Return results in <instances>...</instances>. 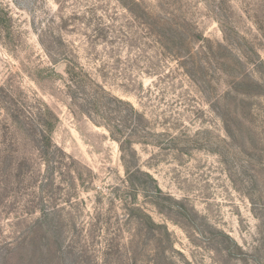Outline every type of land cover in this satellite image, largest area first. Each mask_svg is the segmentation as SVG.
Segmentation results:
<instances>
[{
  "label": "rangeland",
  "instance_id": "1",
  "mask_svg": "<svg viewBox=\"0 0 264 264\" xmlns=\"http://www.w3.org/2000/svg\"><path fill=\"white\" fill-rule=\"evenodd\" d=\"M67 1L72 5L103 1L110 10L108 14L116 16L119 26H123L112 50L103 52V48H98L103 59L87 55L76 34L66 38L79 48L81 63L95 80L146 115L151 126L150 130L146 127L143 140L154 145H136L140 166L153 175L166 195L180 200L186 210L183 215H166L140 196L138 204L156 223L167 226L170 240L144 231L132 237L136 233L135 222L124 216L115 192L125 189L118 143L106 128L70 108L62 79L40 82L34 76L46 67L65 76L64 66L51 64L38 38L48 27L57 32L56 0H0V6L12 17L11 37L0 33V88H11L22 103L46 104L59 119L53 143L92 172L91 181L75 190L67 173L49 175L45 181L44 166L39 164V157H34L39 169L37 186L32 181L16 191H11V186L8 192L0 191V258L4 255L12 260L10 244L19 232L20 240L27 237L31 228L24 220L39 216V209L56 207L64 219L75 218L76 226L70 223L62 233L61 260L56 258L45 264H70L68 246L87 247L88 257L83 263L103 264L102 252L109 240L121 243L120 264H247L230 259L221 251L224 247L211 242L212 234L221 232L251 254L248 264H264V114L256 116L254 126L241 127L242 135L231 140L214 107L215 96L226 89L220 70L229 76L241 71L237 64L233 65L234 57L221 51L217 56L227 64L217 65L212 58V65L203 63L191 75L185 61L153 45L147 31L125 26V11L115 0ZM230 1L237 30L249 43L243 45V50L253 47L264 59V0ZM175 2L215 47L224 42V34L212 13L213 2ZM134 38L138 40L133 42ZM1 108L0 147L13 152L6 128L3 134L7 116ZM111 110V117L119 119L115 108ZM23 142L15 148H19L20 155L29 156V144L25 139ZM31 239L48 250L53 248L45 233H31ZM156 243L169 250L170 259L156 258ZM18 258L17 253L15 259ZM45 258L46 255L42 260Z\"/></svg>",
  "mask_w": 264,
  "mask_h": 264
},
{
  "label": "trees",
  "instance_id": "2",
  "mask_svg": "<svg viewBox=\"0 0 264 264\" xmlns=\"http://www.w3.org/2000/svg\"><path fill=\"white\" fill-rule=\"evenodd\" d=\"M115 1L125 11L127 17L125 26L147 31L153 45L162 51L165 50V53H171L174 58L183 59L191 75L192 71L203 63L212 65V58L217 65L227 64L228 61L217 56L221 51L232 55L233 65L237 64L241 71L239 72V68V74L229 76L225 70H220L222 78L225 76L226 79L224 83L226 89L217 93L214 107L227 137L231 140L242 135L241 127L249 125L250 128L255 125L256 116L264 114V59L253 47H249L250 53H253L256 59L252 58L249 48L243 50V45L248 46L249 43L237 30L234 21L236 13L230 0H206L213 2L212 13L224 34V42L216 44V47L199 31L187 12L177 6L175 0H153V3L148 0ZM56 2L59 7L57 32L48 27L38 38L51 64L64 66L65 76L58 74L52 67L38 68V75L34 76L40 82L62 79L70 108L97 126L106 128L110 137L118 143L125 173V189H117L115 192L118 193L117 199L124 216L135 222L136 233L132 237L135 238L144 231L154 236L164 235L170 240L167 226L156 223L137 202L138 197L142 196L156 210L166 215L173 213L183 215L186 210V206L180 200L166 195L153 175L140 166L136 145H154L143 140L146 137L144 134L146 129L150 130V121L131 102L113 95L103 84L95 80L81 63L79 48L77 49L75 43L66 38L76 34L85 45L87 55L97 60L98 57L103 59L102 53L116 46L119 31L123 26H119L116 16L108 14L110 10L103 1L90 2L89 5H72L67 0ZM11 25L12 17L0 6V33L11 37ZM262 37L264 39V34ZM137 40L138 38H134L132 41ZM99 47L103 48V52L98 51ZM102 63L105 70V62ZM0 106L7 116L3 122V134L6 128L14 146L13 152L0 147V191L8 192L10 186L11 191H16V188L32 181L36 187L39 169H36L34 157H39V164L44 166L42 178L45 181H48L49 175L54 177L57 173L59 175L67 173L75 190L79 186L85 187L86 183L91 181L92 172L82 167L75 159L68 157L53 143V132L59 119L46 104L33 106L31 103H22L13 90L6 86L0 88ZM111 108H115L119 119L111 117L113 116L110 113ZM22 137L29 144V152L33 157L31 154L28 156L29 153L20 155L19 148H15L23 142ZM112 203H116L115 200ZM57 209L56 207L50 210L39 209V216L30 221L24 220L31 230L24 240H20V232L18 233L10 244L12 260L2 255L0 264H45L48 260L56 258L61 260L59 251L62 233L70 223L75 227L76 222L73 217L64 219ZM30 232L45 233L46 238H51L53 248L48 250L45 245L35 242L36 239H31ZM212 235L211 242L224 247L221 251L227 257L248 264L251 254L238 242L223 232ZM153 249L156 258L170 259L169 250L161 244L156 243ZM169 249H173V246L169 245ZM218 250L217 246L216 252ZM87 251L86 246H68L66 252L72 256L70 264H85L83 262L88 257ZM17 253L19 258L15 259ZM122 254L121 243L109 240L102 252V263L120 264ZM44 255L48 259L42 260Z\"/></svg>",
  "mask_w": 264,
  "mask_h": 264
}]
</instances>
